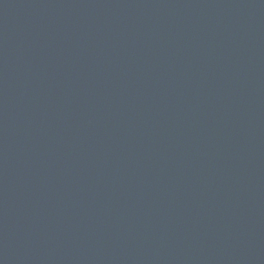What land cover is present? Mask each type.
Listing matches in <instances>:
<instances>
[{
    "label": "water",
    "instance_id": "obj_1",
    "mask_svg": "<svg viewBox=\"0 0 264 264\" xmlns=\"http://www.w3.org/2000/svg\"><path fill=\"white\" fill-rule=\"evenodd\" d=\"M0 264H264V0H0Z\"/></svg>",
    "mask_w": 264,
    "mask_h": 264
}]
</instances>
